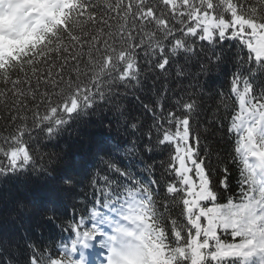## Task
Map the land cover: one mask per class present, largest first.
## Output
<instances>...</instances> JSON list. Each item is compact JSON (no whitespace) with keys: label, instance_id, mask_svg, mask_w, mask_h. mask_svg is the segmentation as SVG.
Instances as JSON below:
<instances>
[{"label":"snow or ice","instance_id":"obj_1","mask_svg":"<svg viewBox=\"0 0 264 264\" xmlns=\"http://www.w3.org/2000/svg\"><path fill=\"white\" fill-rule=\"evenodd\" d=\"M0 20V191H28L0 207V264H92L98 248L104 264H264V0H0ZM204 94L236 189L201 150Z\"/></svg>","mask_w":264,"mask_h":264},{"label":"trees","instance_id":"obj_2","mask_svg":"<svg viewBox=\"0 0 264 264\" xmlns=\"http://www.w3.org/2000/svg\"><path fill=\"white\" fill-rule=\"evenodd\" d=\"M255 2V1H254ZM55 55V54H53ZM149 82H147V88L151 89V85L148 84ZM224 91L227 92L228 90L225 88V86H223L220 82V78L216 79V83L214 85V91ZM141 95H145V96H152L154 95L153 92H142ZM229 100V98H228ZM227 100V101H228ZM218 101L214 98H209L208 94H204V98H203V104H204V108H205V112L204 114H202L200 121L198 122L200 125V131H201V135H202V140H201V150H205L208 147H211L212 151H213V156H212V164H213V169L218 171L217 165L218 162H220L222 165H226L229 170H230V180H231V188L232 189H236L238 187L236 181L237 179H239V169L236 166V164L232 163L230 157H229V153H232V151L230 150V145L227 143L226 140V136H225V129H221L219 128L218 124H213L211 126V130H209L208 132H205L204 130V125H205V117H211L213 115L212 113V109H214L217 105ZM126 106L131 108V110L137 114L140 115L141 112L137 109L139 108L138 106V102L135 101L134 99H132L131 97H129V99L126 102ZM220 116H224V109L223 107H221L220 112L218 113ZM5 113L3 112V108H0V129H3L5 127V119H4ZM227 119H225L226 121ZM224 121V124H225ZM193 127H196V124L193 125ZM74 150V149H73ZM215 153H218L219 155L217 156ZM234 154V153H233ZM157 159L155 161V167H156V171H158V173L161 174V178H160V182H159V192L162 194L161 195V199L163 200H167L168 197L166 195L165 192V185L167 182L172 181L173 180V176L169 175L165 172H163L164 167L163 165H165L168 162L169 159V152L165 151V150H160L157 152L156 154ZM158 173H155V176L158 175ZM89 183L87 184V181L85 180L81 186H78L76 189V192L78 194V201L81 203H83V198L86 197L88 200H91L92 196H93V189L89 188ZM221 191H223L221 189ZM11 196H16V197H27L28 196V191L24 188H11L5 191H0V207H3V205L6 207L7 206V201L9 200V198ZM223 202H226V197L224 199ZM157 207L158 209H160L161 211L164 210V206L162 203H160V201L158 200L157 202ZM80 208H77L76 210V214L79 215L80 214ZM71 209H69V215L71 214ZM182 212V205L180 203H171L169 202V207H168V212L166 213V217L171 216L174 218H177L181 221H183V217L180 215ZM68 222V221H67ZM66 222V224H67ZM184 223H186V221H183ZM165 226L169 229L170 231V221L166 218L165 219ZM3 229L5 231L9 230L10 225L7 222V218L5 216V222L2 225ZM46 237H51V239H53L54 241H58L59 237L61 235L67 237L68 233L64 232V233H60L59 230L57 229V231L51 229V231H47L45 232ZM225 239H230V237H225Z\"/></svg>","mask_w":264,"mask_h":264},{"label":"rangeland","instance_id":"obj_3","mask_svg":"<svg viewBox=\"0 0 264 264\" xmlns=\"http://www.w3.org/2000/svg\"><path fill=\"white\" fill-rule=\"evenodd\" d=\"M4 23V22H3ZM2 23V24H3ZM1 24V25H2ZM106 256V251L104 248H98L95 252V256L92 260V264H104V259Z\"/></svg>","mask_w":264,"mask_h":264},{"label":"clouds","instance_id":"obj_4","mask_svg":"<svg viewBox=\"0 0 264 264\" xmlns=\"http://www.w3.org/2000/svg\"><path fill=\"white\" fill-rule=\"evenodd\" d=\"M31 40H32V37H31V35L29 34L28 36L23 37L21 43H27V42H29V41H31ZM3 43L8 44L9 42H8V41H3Z\"/></svg>","mask_w":264,"mask_h":264}]
</instances>
